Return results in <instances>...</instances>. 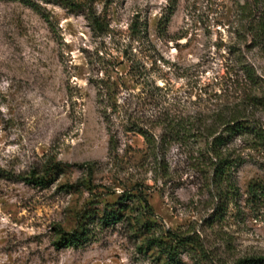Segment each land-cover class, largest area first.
Listing matches in <instances>:
<instances>
[{
  "label": "rangeland",
  "instance_id": "obj_1",
  "mask_svg": "<svg viewBox=\"0 0 264 264\" xmlns=\"http://www.w3.org/2000/svg\"><path fill=\"white\" fill-rule=\"evenodd\" d=\"M75 1L0 0V264H163L148 240L169 234L196 241L178 248L181 264L264 257V197L248 192L264 186V154L227 143L242 157L230 193L198 131L247 92L264 124L252 0H174L171 13V0ZM109 211L119 218L106 223ZM81 228L84 244L56 245Z\"/></svg>",
  "mask_w": 264,
  "mask_h": 264
},
{
  "label": "trees",
  "instance_id": "obj_2",
  "mask_svg": "<svg viewBox=\"0 0 264 264\" xmlns=\"http://www.w3.org/2000/svg\"><path fill=\"white\" fill-rule=\"evenodd\" d=\"M58 4L64 6L68 9L80 8L81 3L75 0H56ZM254 9L258 10L260 14L256 18L255 28L256 35L261 37L264 35V0H252L251 2ZM174 0H171V5L168 7L173 8ZM168 15L164 16L165 21L168 19ZM87 19L91 22L94 28H101V22L99 21L95 12L88 9ZM245 72L247 77L253 81L254 73L252 68L246 67ZM108 86V87H107ZM106 86L105 96H107L106 102H111L114 100V87L110 84ZM100 95L103 94V91H100ZM105 99L100 98V103ZM256 96L250 92L243 93L239 98L236 104H233L231 107H226L225 109L217 110L213 115V123L204 125L203 129L198 128V131L201 132V135H207L212 139L208 142L212 156L215 158V168H214V179L218 182H226V187L228 192L233 193L237 190V186L234 183V180L231 179L232 166L238 167L242 162V157H237L236 159H231L229 153H227V143L232 140V138H239L240 141L244 144L245 148H248L253 151H259L264 154V124L258 118H256L252 112V109L257 106ZM112 107H115V103H111ZM105 107L102 110V116L106 123L110 122V114L107 113ZM173 124V123H172ZM171 123L165 124V128L171 127L172 130H176V127L179 126L178 123L172 125ZM176 125V127H175ZM134 126V125H133ZM215 128H220V132L217 134ZM133 130V129H131ZM137 132L144 137L145 142L149 148H157L155 144L154 137L148 133L146 130L137 129ZM116 146V140L114 135L109 136V150H113ZM239 156V155H238ZM22 181L30 184H44L46 178L36 177L31 175L30 177H21ZM248 192L252 199L259 198L260 196L264 197V186H258L255 183H252L248 187ZM104 222H113L119 218L116 211L105 212L102 216ZM167 237L170 238L169 242H166L157 237H151L148 240V243L154 245L162 251L165 255L166 260L163 264H181V261L178 259V248L183 246H192L195 244V240L192 237L179 236L174 234H169ZM88 239V232L81 228L70 234L64 233L60 241L56 245H61L63 247L68 246H79L86 242ZM174 243V244H173ZM233 264H264V257H252L246 259H240Z\"/></svg>",
  "mask_w": 264,
  "mask_h": 264
}]
</instances>
